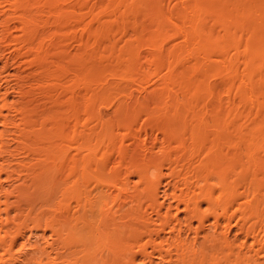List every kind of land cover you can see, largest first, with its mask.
I'll list each match as a JSON object with an SVG mask.
<instances>
[{"label": "bare ground", "instance_id": "bare-ground-1", "mask_svg": "<svg viewBox=\"0 0 264 264\" xmlns=\"http://www.w3.org/2000/svg\"><path fill=\"white\" fill-rule=\"evenodd\" d=\"M20 238L264 264V0H0V264Z\"/></svg>", "mask_w": 264, "mask_h": 264}, {"label": "rangeland", "instance_id": "rangeland-1", "mask_svg": "<svg viewBox=\"0 0 264 264\" xmlns=\"http://www.w3.org/2000/svg\"><path fill=\"white\" fill-rule=\"evenodd\" d=\"M161 199V198H160ZM182 214V213H181ZM182 216V215H181ZM19 241V242H18ZM17 242H16V244L14 245V247H13V257L14 258H16L15 260H16V262H15V264H18L20 261H21V259H23V250L21 249V242L23 241L22 240V238H20L19 240H18ZM42 241V240H41ZM20 255H22V256H20ZM18 260H20V261H18ZM20 264V263H19Z\"/></svg>", "mask_w": 264, "mask_h": 264}]
</instances>
